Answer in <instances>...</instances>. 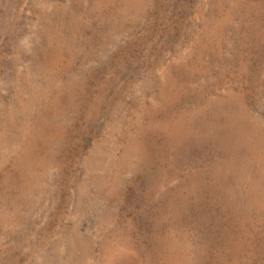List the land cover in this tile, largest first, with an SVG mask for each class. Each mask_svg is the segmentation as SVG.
<instances>
[{
    "label": "rangeland",
    "instance_id": "obj_1",
    "mask_svg": "<svg viewBox=\"0 0 264 264\" xmlns=\"http://www.w3.org/2000/svg\"><path fill=\"white\" fill-rule=\"evenodd\" d=\"M0 264H264V0H0Z\"/></svg>",
    "mask_w": 264,
    "mask_h": 264
}]
</instances>
